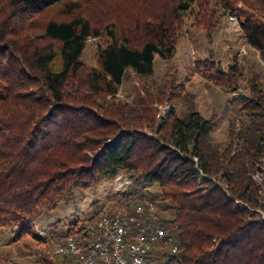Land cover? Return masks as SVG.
<instances>
[{"label":"trees","instance_id":"trees-1","mask_svg":"<svg viewBox=\"0 0 264 264\" xmlns=\"http://www.w3.org/2000/svg\"><path fill=\"white\" fill-rule=\"evenodd\" d=\"M110 1L0 0V234L18 229L0 264H68L56 243L71 233L82 238L87 222L143 201L176 246L154 243L145 264H264L262 81L250 75L247 93L234 96L243 122L229 123L223 144L209 137L213 119L197 111L183 119L171 107L157 117L155 104L189 98L174 81L119 100L127 74L150 78L157 57L175 56L189 17L210 31L220 16L209 0H127L123 10ZM214 1L264 59V0ZM131 4L137 13L127 17ZM92 40L95 65L87 66L82 56ZM237 62L223 70L207 58L197 71L235 93L245 78ZM119 172L148 187L115 196L66 233L36 232V219L74 189Z\"/></svg>","mask_w":264,"mask_h":264},{"label":"rangeland","instance_id":"rangeland-1","mask_svg":"<svg viewBox=\"0 0 264 264\" xmlns=\"http://www.w3.org/2000/svg\"><path fill=\"white\" fill-rule=\"evenodd\" d=\"M210 6L216 15L220 16L218 26L208 31L194 28L193 19L189 17L182 29L176 54L168 61L156 58L154 73L150 78H143L133 74H127L116 97L119 100L132 101L137 91L149 90L155 92L163 81H174L175 86L183 88V92L189 98L174 104L163 102L155 104L160 119L167 116L168 110L174 107L176 113L183 119L193 110L204 118L213 119L215 126L210 132V139L216 143L229 141L228 126L231 121L237 128L243 122V113L240 104L234 100L236 94L247 93L246 81L250 75H256L263 83L264 90V59L247 45L242 37L238 25V19L230 13H223L214 0H209ZM119 10L125 9L127 0H111ZM237 8H243L241 4ZM193 10H196L195 8ZM136 7L131 4L126 9V16L136 14ZM98 40L88 42L82 61L87 66L95 65V47ZM211 59L223 70L237 60L244 72V81L235 93L233 90L222 89L201 77L197 71L199 62ZM137 179L125 172H119L115 178L103 179L96 186L80 189L76 188L72 193L59 203L57 208L48 215L39 216L35 222V230L66 233L69 228L80 223L85 218L92 216L107 201H112L115 196L123 192H132L147 188ZM153 191V188H150ZM17 228L9 229L0 234V251L13 249L10 241L17 233ZM30 240V239H26ZM54 247L49 251L53 252ZM8 251V250H7ZM13 251V250H12ZM18 260V259H15Z\"/></svg>","mask_w":264,"mask_h":264},{"label":"built area","instance_id":"built-area-1","mask_svg":"<svg viewBox=\"0 0 264 264\" xmlns=\"http://www.w3.org/2000/svg\"><path fill=\"white\" fill-rule=\"evenodd\" d=\"M155 214L154 205L148 201L124 205L87 222L82 238L68 234L56 243L54 253L66 258L68 264H145L156 242L165 240L176 251L174 238L155 223Z\"/></svg>","mask_w":264,"mask_h":264}]
</instances>
